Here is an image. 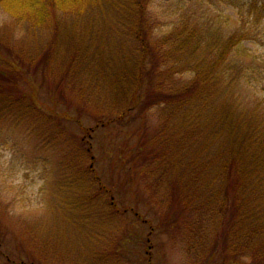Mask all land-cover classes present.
I'll list each match as a JSON object with an SVG mask.
<instances>
[{
	"label": "trees",
	"instance_id": "16d2710c",
	"mask_svg": "<svg viewBox=\"0 0 264 264\" xmlns=\"http://www.w3.org/2000/svg\"><path fill=\"white\" fill-rule=\"evenodd\" d=\"M152 1L0 0V12L13 27L0 35V117H20L24 126L32 122L49 145L55 137L65 139L63 124L81 125L78 105L92 114L96 128L137 117L142 124L138 139L124 142L117 154L128 166L116 192L143 191L159 226L170 222L182 237H193L191 221L197 216L214 224L215 244L207 249L223 253L226 264H264V224L259 222L264 216V109L242 108L233 93L246 82L250 87L264 69L244 70L230 61L243 34L221 42L218 27L191 13L190 1L177 6L175 28L151 40ZM239 6L249 24L264 22V4ZM23 29L26 42L16 35ZM46 31L37 50V36ZM151 114L157 121L154 130L147 125ZM80 127L86 135L88 128ZM83 136L74 137V175L88 173L95 198L110 197L111 210L116 195L104 185L99 188L94 167L81 163L94 159ZM149 178L154 184H145ZM81 186L71 184L77 190ZM205 242L198 246L206 248ZM0 258L4 264L22 263L11 262L1 250Z\"/></svg>",
	"mask_w": 264,
	"mask_h": 264
},
{
	"label": "rangeland",
	"instance_id": "374dc122",
	"mask_svg": "<svg viewBox=\"0 0 264 264\" xmlns=\"http://www.w3.org/2000/svg\"><path fill=\"white\" fill-rule=\"evenodd\" d=\"M189 1L191 13L201 15L203 23H214L213 27H218L216 29L223 37L221 42L225 43L231 34H243L236 38L241 42L229 56L230 61L241 64L244 70L247 67L264 69L259 66V63H264V22L259 20L260 25L249 24L238 12L239 5L243 3L249 5L253 1L261 6L264 0H183L184 4L176 0H153L148 8L150 39H163L173 30L178 23L177 6L179 9L180 5L189 6ZM10 23L11 20L0 12V35L13 29ZM78 27L83 30V25L78 24ZM71 29L66 27L65 31L70 33ZM47 33L37 36V50L44 45ZM16 35L21 42L28 38L25 29ZM14 47H21V44ZM261 78L250 82V87L246 82L233 91L234 99L243 103L242 108L252 110L261 105L264 109V76ZM41 99L45 104L46 100ZM77 108L81 112V125L73 122L63 124L65 139L55 137L52 145L46 140L41 141L43 137L33 128L32 122L24 126L20 117H0L1 252L11 262L21 261V264H31V258L39 264H208L207 259L209 264L211 261L212 264H226L222 252L223 256L219 252L213 255L215 252L207 249L215 244L214 224L199 221L197 216L191 221L193 237H187L186 233L182 237L169 228L170 222L165 224L166 228L159 226L147 206L146 196L142 198L140 195L143 191L135 188L137 194L132 192L131 195L126 190L116 192L123 183L122 175L128 166L125 157L117 154L124 142L133 140V137L138 139L136 130L142 124L135 119L137 117H132L133 122L126 120L122 124L114 122L104 128H96L87 108L80 105ZM147 121L149 128L154 130L157 121L152 114ZM82 125L88 128L86 135L79 131ZM83 135L94 159L90 161L88 158L81 163L85 169L94 167L100 181L99 188L104 185L116 195V207L111 210L108 209L110 197L100 195L102 199L99 202L95 198L97 193L92 191V187H96L88 173L82 178L74 175L73 160H77L74 158V137ZM76 177L78 180L73 179ZM149 183L154 184V179L149 178L145 184ZM71 184L76 187L82 184L84 190L72 188ZM131 196L135 202L130 200ZM143 218L150 222L145 224ZM259 222L264 224V216ZM149 228L153 229L150 236ZM195 240L199 243L206 241V248L199 247ZM0 264H4L1 258Z\"/></svg>",
	"mask_w": 264,
	"mask_h": 264
}]
</instances>
